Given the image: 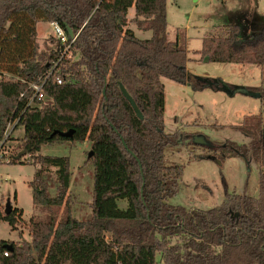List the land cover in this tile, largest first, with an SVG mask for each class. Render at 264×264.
<instances>
[{
  "label": "trees",
  "instance_id": "trees-1",
  "mask_svg": "<svg viewBox=\"0 0 264 264\" xmlns=\"http://www.w3.org/2000/svg\"><path fill=\"white\" fill-rule=\"evenodd\" d=\"M131 7L135 16L129 19ZM236 16L241 22L221 24L203 36L201 59L264 66V19L252 16L254 24L245 26L247 16ZM41 21L58 22L76 39L72 57L62 58L44 85L46 101L28 106L30 83L45 76L64 47L50 38L52 48L40 50ZM132 23L152 36L137 37ZM168 27L167 0H0V76H10L0 77V139L19 118L14 129L24 128L22 149L38 165L31 187L33 207L41 212L29 220L30 241L0 239V264H264L262 115H247L238 126L250 137L248 144L218 146L223 157L253 159L261 166L258 196L227 193L208 209L168 201L178 193L183 167L166 162V147L177 145L180 135L165 130L162 78L197 91L264 96L254 87L189 72L186 34L179 30L170 41ZM69 130L72 136L61 135ZM63 141L91 143L93 199L91 213L82 219L71 206L70 158L40 153L43 145ZM52 168L54 196L47 175ZM22 219L20 207L6 213L0 205V221L16 229Z\"/></svg>",
  "mask_w": 264,
  "mask_h": 264
},
{
  "label": "rangeland",
  "instance_id": "rangeland-1",
  "mask_svg": "<svg viewBox=\"0 0 264 264\" xmlns=\"http://www.w3.org/2000/svg\"><path fill=\"white\" fill-rule=\"evenodd\" d=\"M242 12L247 16L242 18V23L252 26V16L259 15L264 19V0H167L168 37L170 41H175L179 30L182 35L186 34L190 58L187 69L192 74L220 77L231 84L264 91V66L202 60L198 53L205 34L221 24L234 20L241 22L239 16H234ZM134 16L135 8L131 7L128 18ZM256 22L257 29L261 22ZM130 27L139 38L152 36L151 31H143L133 23ZM50 38H56L52 25L39 22L37 41L40 50L52 48ZM162 81L166 94L165 130L180 135L177 145L166 147V162L183 167L178 193L168 201L189 209H208L220 205L227 193L258 196L261 166L253 159L247 161L240 156L223 157L218 146L228 141L239 144L250 142V137L238 126L247 115L259 114L264 118V96L242 93L231 96L209 88L197 91L188 84L166 77ZM23 135L22 126L13 130L2 149L5 158L0 159V205L5 207L6 202L11 200L13 208L18 206L23 210V219L16 229L7 221H0V239L3 240L30 241L29 220L33 214H41L33 207L31 181L38 168L34 158L25 153L20 157V162H9L24 151L21 145ZM202 139L204 142L197 141ZM90 152L89 141L45 144L40 151L44 155L70 158L72 174L69 195L74 215L79 219L91 213L94 165ZM47 175L50 179L49 191L54 196L57 193L56 168H52Z\"/></svg>",
  "mask_w": 264,
  "mask_h": 264
},
{
  "label": "built area",
  "instance_id": "built-area-1",
  "mask_svg": "<svg viewBox=\"0 0 264 264\" xmlns=\"http://www.w3.org/2000/svg\"><path fill=\"white\" fill-rule=\"evenodd\" d=\"M50 24L52 25V27L55 30L56 39L60 40L64 47L61 50L60 58L58 60L53 61V67L45 74V76L43 78H41L39 82L30 83L29 87L33 91V96L29 100L28 106L35 104V99L46 101L47 96H46L45 91H44L45 83L53 75L55 68L58 66V63L60 62V60L62 58H65V57L71 58L72 57L71 46H72L73 42L75 41L76 36L73 37L72 40H70L66 30L58 22H51ZM2 76L7 77V78L10 77L8 74H3L0 77H2ZM56 81L58 84L62 83V79L60 77H58L56 79ZM21 95L23 96L24 93ZM18 120H19V118H16L15 120L11 121L8 124L4 138L0 139V159L1 160L5 158L4 154L2 153V149L5 146V144L8 140V137L11 135L16 124L18 123ZM5 255H8V252H5Z\"/></svg>",
  "mask_w": 264,
  "mask_h": 264
},
{
  "label": "water",
  "instance_id": "water-1",
  "mask_svg": "<svg viewBox=\"0 0 264 264\" xmlns=\"http://www.w3.org/2000/svg\"><path fill=\"white\" fill-rule=\"evenodd\" d=\"M69 33L70 35L73 37L74 34H73V31L71 29H69ZM120 88L124 94V96L131 102L132 106L134 107V109L136 110L138 116L141 118V119H144V115L143 113L141 112V110L139 109L138 105L136 104L135 100L133 99V97L131 96V94L128 92V90L126 89V87L121 83L120 84ZM104 94H106V88L104 89ZM253 96H257L259 97V94H255ZM73 134V130H69L67 132H63L61 133V135L65 136V137H70L72 136ZM198 142H204V140H197ZM124 144L126 145L125 141H124ZM26 151L24 150L19 156L18 158H20L23 154H25ZM90 156H92V153L90 152ZM141 165V164H140ZM143 172V170H142ZM13 210V205H12V202L11 200H8L5 204V212L6 213H10L11 211ZM8 249H12V246L11 245H8L7 246Z\"/></svg>",
  "mask_w": 264,
  "mask_h": 264
},
{
  "label": "crops",
  "instance_id": "crops-1",
  "mask_svg": "<svg viewBox=\"0 0 264 264\" xmlns=\"http://www.w3.org/2000/svg\"><path fill=\"white\" fill-rule=\"evenodd\" d=\"M144 31V30H143ZM146 32H150V31H146ZM141 39H146L145 37H142Z\"/></svg>",
  "mask_w": 264,
  "mask_h": 264
}]
</instances>
